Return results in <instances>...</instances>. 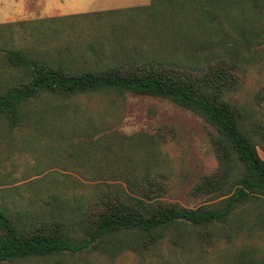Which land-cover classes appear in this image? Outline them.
Wrapping results in <instances>:
<instances>
[{
  "label": "trees",
  "instance_id": "trees-1",
  "mask_svg": "<svg viewBox=\"0 0 264 264\" xmlns=\"http://www.w3.org/2000/svg\"><path fill=\"white\" fill-rule=\"evenodd\" d=\"M263 18L264 0H151L46 19L90 21L52 51L0 42V150L65 145L78 175L53 171L0 188V264L91 248L130 250L145 264H264L258 244H231L264 229L247 206L264 197V120L233 101L247 71L243 52ZM78 58L94 64L77 69L70 61ZM127 93L167 98L216 129L218 169L190 191L207 202L165 200L157 152L166 133L116 129L115 104ZM88 95L109 102L77 101Z\"/></svg>",
  "mask_w": 264,
  "mask_h": 264
},
{
  "label": "rangeland",
  "instance_id": "rangeland-1",
  "mask_svg": "<svg viewBox=\"0 0 264 264\" xmlns=\"http://www.w3.org/2000/svg\"><path fill=\"white\" fill-rule=\"evenodd\" d=\"M150 1L0 0V24L5 25L2 28L3 36L0 37V42L6 41L7 47L24 48L35 51L34 53L52 51L55 46L68 42L70 32H72L69 34L70 37H76L84 27L90 25V21L84 19L47 21L46 19L141 6L149 4ZM54 5H59L63 9L55 11L48 8ZM58 28L64 29L67 36L64 33L57 36L55 30ZM66 28L68 30H65ZM254 31V35H251L253 37L250 36L251 48L243 52L247 71L244 74L242 85L233 92V101L237 102L239 107L251 112L253 120L258 118L264 120V18L255 24ZM70 62L74 67L76 65L77 69L94 64V61L86 62L80 58L72 59ZM229 98L232 102V98L230 96ZM77 101L85 107L96 108L104 106L109 99L99 95H88L81 96ZM115 105L121 108L119 122L115 125L120 132L127 135L137 132L155 134L163 128L162 131L166 133V141L161 143L160 150L157 152L163 160L162 172L168 178L164 181L168 188L165 200L177 202L186 207H196L207 202L210 199L209 196L194 197L190 191L203 175L213 174L218 169L219 160L213 146V137L217 134L216 129L203 117L167 98L127 93L125 99L118 101ZM15 137L21 143L20 134H16ZM72 140L76 141V138ZM41 144L44 145V142ZM35 149L27 152L0 150V188L25 185L28 181L53 171H56L55 175L60 179H65V175L78 176L72 171V160L65 145L44 148L37 146ZM35 168L42 171L40 176H35L38 173ZM262 199L253 204L249 203L247 206H250L253 216L264 219V197ZM258 229L261 231L256 232L253 238L245 239L242 235H235L232 246H241L247 242L258 244L264 249V238L262 237L264 229ZM184 263L187 264V261ZM16 264L145 263L137 253L130 250L117 251L114 254L104 252L100 248H91L74 255L65 254L48 259H30Z\"/></svg>",
  "mask_w": 264,
  "mask_h": 264
},
{
  "label": "crops",
  "instance_id": "crops-1",
  "mask_svg": "<svg viewBox=\"0 0 264 264\" xmlns=\"http://www.w3.org/2000/svg\"><path fill=\"white\" fill-rule=\"evenodd\" d=\"M52 1V0H51ZM57 1H62V2H64V0H57ZM48 8L49 9H52V10H57V11H59V10H61V9H63V8H61L59 5H54V6H48ZM57 14H59L58 12H57ZM258 152H259V154H260V156L264 159V149H262L261 147H258Z\"/></svg>",
  "mask_w": 264,
  "mask_h": 264
}]
</instances>
